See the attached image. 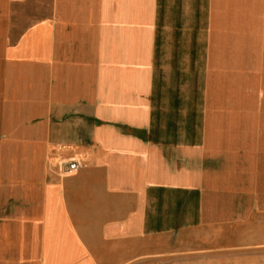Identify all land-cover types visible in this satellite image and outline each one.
Segmentation results:
<instances>
[{
  "label": "crops",
  "instance_id": "crops-1",
  "mask_svg": "<svg viewBox=\"0 0 264 264\" xmlns=\"http://www.w3.org/2000/svg\"><path fill=\"white\" fill-rule=\"evenodd\" d=\"M0 264H264V0H0Z\"/></svg>",
  "mask_w": 264,
  "mask_h": 264
},
{
  "label": "built area",
  "instance_id": "built-area-1",
  "mask_svg": "<svg viewBox=\"0 0 264 264\" xmlns=\"http://www.w3.org/2000/svg\"><path fill=\"white\" fill-rule=\"evenodd\" d=\"M69 168H70L72 171H77V170H79V165L76 164V163H70Z\"/></svg>",
  "mask_w": 264,
  "mask_h": 264
}]
</instances>
